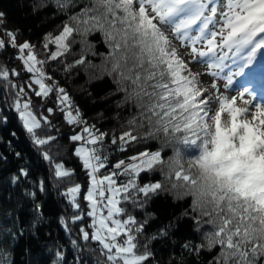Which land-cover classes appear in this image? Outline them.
<instances>
[{"label": "snow or ice", "instance_id": "6c2138e0", "mask_svg": "<svg viewBox=\"0 0 264 264\" xmlns=\"http://www.w3.org/2000/svg\"><path fill=\"white\" fill-rule=\"evenodd\" d=\"M72 3L73 0H58L62 10ZM4 15L0 12V23ZM69 21L59 35L45 38V49L49 43L57 48L49 59L55 61L70 52L76 43L71 39L74 34L87 46V36L100 32L110 49L105 57L106 74L114 78L117 91L124 93V103L137 109V115L128 121V130L118 138L112 136L111 143L115 145L119 139V149L126 151L125 146L132 142L163 140L160 149L140 152L129 157L130 162L119 160L106 174L99 175L108 167V157L101 155L108 133L89 125L78 109L73 115L72 101L65 89L45 83L52 77L37 67L46 62L37 59L34 46L29 42L18 44L17 32L5 30L8 41L0 38V50H18L16 59L22 61L24 70L32 74L38 86L37 89L29 83L27 88L41 98L55 91L63 119L80 127L70 139L83 142L74 152L82 162L88 183L86 187H68L63 195L74 210L71 223L82 222L85 216L90 218L87 229L81 227L79 233L83 241L98 243L104 259L97 264H151L154 253L148 242L141 245L139 240L149 218L138 221L121 205L143 209L152 197L164 191L175 193L177 199L191 197L190 211L186 210L183 217L193 221L194 231L208 226L202 233V242L185 243V249L199 255L219 248L209 264H264V103L253 105L251 99L244 98L250 93L247 85L231 97L220 92L218 83H212L210 88L202 86L200 74L192 71L173 43L179 41L190 49L194 59L203 60L213 78H219L226 61L237 64V71L227 76V89L234 75L254 76L258 58L264 59V0H88ZM86 59L82 55L67 68L83 65ZM260 74L264 79V68ZM11 75L20 73L0 66V78L11 88H18L13 106L23 126L35 144H49L56 137L37 136L41 119L32 111L25 88L13 84ZM46 111L54 114L52 107ZM42 119L51 124L48 117ZM164 145L173 149L167 160L163 158ZM43 157L51 161L48 152ZM154 171L164 176L167 186L161 182L143 186L138 183L142 173ZM72 174L63 164H55L56 178ZM28 175L26 169H20V176L13 182ZM120 177L125 179L118 183ZM82 189L84 208L79 200ZM44 190V182L40 181L38 191ZM28 195L35 199L37 192ZM35 210L33 227L42 220L40 205H35ZM60 224L67 229L69 221L62 217ZM167 235V229H163L150 239ZM0 236L7 237L0 240L2 248L15 233L0 228ZM56 256L63 259L60 251ZM0 264L9 261L0 260Z\"/></svg>", "mask_w": 264, "mask_h": 264}, {"label": "trees", "instance_id": "16d2710c", "mask_svg": "<svg viewBox=\"0 0 264 264\" xmlns=\"http://www.w3.org/2000/svg\"><path fill=\"white\" fill-rule=\"evenodd\" d=\"M87 4L88 0H73L71 6L62 10L58 0H0V12L5 14L3 26L0 27V38H6L5 30H15L18 44H40L49 34L68 24L69 17L79 13ZM75 50L78 51L79 48L75 46ZM109 51L102 34L93 32L87 36V59L83 65L68 69L67 66L74 65V61L64 59L49 62L46 56L43 59L46 62L45 73L54 78L57 85L63 87L70 96L73 112L78 109L89 125H95L99 132L108 133L101 152L102 156L108 157V167L101 169L99 175L106 174L119 160L130 162L129 157L145 150L154 152L163 145L162 139L147 142L141 140L126 145L127 150L121 151L119 139L117 144L111 143L112 136L118 138L128 130V121L137 115V109L130 103H124V93L117 91L114 78L106 74L105 57ZM18 54L17 49L11 47L0 50V66L20 73L19 76L11 75L9 79L13 84L23 86L32 96V111L41 119L42 124L36 130L37 136H54L56 139L43 146L34 143L33 136L25 129L13 106L18 88H11L7 81L0 78V228L12 229L15 233L14 238L0 248V260L6 259L9 264H97L98 260L104 259L99 252L98 243L83 241L79 233V228L87 229L90 218L85 216L84 221L71 223L74 210L69 205L68 197L63 195L68 187L75 184L86 187L88 183L82 162L74 152L79 142L70 139L80 131V127L70 125L63 119L56 99L52 96L41 103L40 97H36L27 88L29 83H33V87L38 89L31 79L32 74L27 73L22 61L16 59ZM235 66L230 60L226 61L228 75L237 71ZM107 67L110 68V64ZM261 68H264V59L258 58L255 75L246 74L243 82L234 75L233 84H249L251 79V85L258 87L263 97L264 79L261 78ZM48 107L54 109V114L46 111ZM45 116L51 121L50 125L44 123L42 118ZM44 152L49 153L51 161L44 159ZM172 155L173 149L164 145L163 158L167 160ZM57 163L63 164L73 174L69 178H56L54 170ZM20 169H26L29 175L26 178L21 176L14 183L13 178L20 176ZM124 179L125 177H120L118 182ZM40 181L45 185L43 192L38 191ZM151 182H161L165 186L169 183L159 171L142 173L138 177L141 186ZM32 191L37 192L35 199L28 195ZM83 195L84 189L79 197L82 208L86 205ZM37 204L40 205L42 220L33 227ZM190 204L191 197L177 199L175 193L164 191L152 197L143 209L133 208L130 204L121 205L138 221L149 218L139 240L141 245L148 242L149 249L154 253L151 264H209L219 252L217 248L212 252L201 251L196 255L183 247L189 242L193 245L201 243L202 233L208 227L205 225L200 232H196L193 221L183 217L186 210L190 211ZM62 217L69 221L67 229L60 224ZM163 229H167V236L150 239ZM3 239L7 237L0 236V240ZM72 241H76V245ZM57 251L63 253L62 260L56 256Z\"/></svg>", "mask_w": 264, "mask_h": 264}, {"label": "rangeland", "instance_id": "374dc122", "mask_svg": "<svg viewBox=\"0 0 264 264\" xmlns=\"http://www.w3.org/2000/svg\"><path fill=\"white\" fill-rule=\"evenodd\" d=\"M62 28H60L57 32L52 33L51 35L53 37L59 35L60 32L62 31ZM168 34L171 36V32H169ZM71 39H74L76 41V43H73L71 45V51L66 53L64 56L59 57L57 60H55L56 62H59V60H64V59H68L70 61H74L75 62L78 57H81L82 55L86 54L85 48H87V46H85V45L80 43L81 37L79 35H77V34H74ZM5 40L8 41V37L7 36H6ZM46 42H47L46 39H44L40 44L34 45V50H35V53L37 55V59L38 60L44 61L43 59L46 56L47 60H49V62H52L53 60H50L49 56H50V54L52 52H55L57 50V48H56L55 44L49 43L48 48L45 49L44 48V44ZM173 43L176 45V47H177L180 55L183 57V59L186 62L189 63V66L191 67L192 71L200 74V79L203 82L202 86L210 88L212 83H214V82L218 83L219 84V88H220V92L221 93H225V94L229 95L230 97L232 95H236L237 92L242 89V85H237V84H233V83L227 89L225 88V84L227 83V76H228V73H227L228 69L227 68L228 67H225V69L223 70V72H221V74H220L218 79L217 78H213L210 74H208L209 73V69L207 67V64L205 62H203V60H201L199 58L194 59L189 54L190 53V49L188 47H186V46H181L179 41H175L174 40ZM75 46H77V48H79L78 51L75 50ZM198 47H201V46L198 45ZM235 65H236L235 69H236V67L238 68L237 64H235ZM37 67H42L44 71L46 69L45 68V63L43 65H37ZM233 72H235V70ZM47 76H49V75H47ZM236 77H239V80H241V78L243 76H236ZM53 80H54V78L51 79V81H53ZM47 81H49V80H45V83L50 84V82L48 83ZM57 86L61 87L59 84ZM249 88H250V93H246L244 98L245 99H251L253 105H255L257 103H264V96L262 97V96H258V94H255L253 92L254 91V89H253L254 86H251ZM51 96L54 99H56L55 91L49 95V97H51ZM49 97L48 98H41L40 97V102L41 103L46 102L49 99ZM27 98H30L32 100V96L30 94H28V93H27ZM23 99H25V97ZM238 103H239V101H238ZM240 106H244V105L241 104ZM31 109L33 110L32 106H31ZM73 115H75V112H73ZM82 143L83 142H79V145L77 147H79Z\"/></svg>", "mask_w": 264, "mask_h": 264}, {"label": "built area", "instance_id": "2783aa9c", "mask_svg": "<svg viewBox=\"0 0 264 264\" xmlns=\"http://www.w3.org/2000/svg\"><path fill=\"white\" fill-rule=\"evenodd\" d=\"M2 24H3V23H2ZM47 82H48V83L50 82V84L53 85L54 87L57 86V83H56L54 80H53V81L49 80V81H47Z\"/></svg>", "mask_w": 264, "mask_h": 264}, {"label": "bare ground", "instance_id": "6f19581e", "mask_svg": "<svg viewBox=\"0 0 264 264\" xmlns=\"http://www.w3.org/2000/svg\"><path fill=\"white\" fill-rule=\"evenodd\" d=\"M3 26V24L2 23H0V27H2Z\"/></svg>", "mask_w": 264, "mask_h": 264}]
</instances>
